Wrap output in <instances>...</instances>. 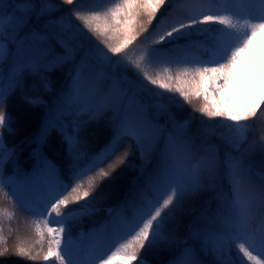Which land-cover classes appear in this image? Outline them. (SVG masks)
I'll list each match as a JSON object with an SVG mask.
<instances>
[{"label": "snow or ice", "instance_id": "obj_1", "mask_svg": "<svg viewBox=\"0 0 264 264\" xmlns=\"http://www.w3.org/2000/svg\"><path fill=\"white\" fill-rule=\"evenodd\" d=\"M63 3L76 5L79 25L55 18L52 0H0V257L16 220L31 238L15 255L44 264H150L142 251L160 249L166 264H264V75L254 88L241 59L264 38V0ZM61 70L50 101L23 97L45 109L23 171L4 140L15 133L5 103L29 78L53 92L50 74ZM101 121L112 135L91 151L80 133ZM53 132L66 173L43 152ZM133 154L140 165L124 199L77 231L101 211V182Z\"/></svg>", "mask_w": 264, "mask_h": 264}, {"label": "trees", "instance_id": "obj_2", "mask_svg": "<svg viewBox=\"0 0 264 264\" xmlns=\"http://www.w3.org/2000/svg\"><path fill=\"white\" fill-rule=\"evenodd\" d=\"M105 1V0H102ZM52 2L56 5L58 11L54 13L55 18H59L61 16L69 17L72 19L74 24L79 25V22L75 20L74 16L71 15L70 9L75 7L76 5H65L63 0H52ZM98 2V0H80V3L94 5ZM164 9H161L163 12ZM158 13V17H159ZM47 18H42L36 27H40L39 25H43ZM156 21L153 22L155 25ZM218 27V26H217ZM264 41V38H263ZM102 47V46H101ZM115 59V58H114ZM50 78L53 82L52 87L54 89L53 92H46L44 95L46 97V101H50L55 95V90H59L65 81V71H56L50 74ZM36 86L38 88H42L38 80H33L29 78L26 81V87L21 91L17 90V92L10 96L5 103L4 111L6 113H11L14 118V134L4 133V140L8 147H14L16 150V165L23 171L31 170L33 166V144L32 140L36 136L40 123L43 119L45 109L42 106H30L24 100V96H29L33 87ZM151 87V86H150ZM155 91H162L160 89H155ZM165 95H172L171 93H165ZM192 108L185 104L184 112L181 115H186L187 113H191ZM196 117H199V113H193ZM206 119V118H205ZM209 123H213L209 121ZM260 122L257 121V128H259ZM195 128V125H193ZM82 140L85 142L86 147H88L91 151H98L107 144L111 138V129L106 127L104 122L101 121L97 124H91L83 129L80 133ZM254 138L259 141V132L257 131ZM43 152L55 163H57L66 173L67 172V153H66V145L61 139V136L57 133L53 132L49 138L46 145L43 147ZM261 157L259 154L255 155L254 162L259 165ZM140 161L136 154H133L128 158L126 165H121L116 172L113 173L115 179H109L107 181H103L100 184L99 191L102 193L103 199L99 203V207L101 211L93 217H85L80 225L77 227V231L79 228H83L84 231H88L94 225H98L106 218V209L109 207H115L120 201H122L127 193L128 189L131 187L132 180L138 175ZM6 172L11 174L13 172V165L8 164L6 166ZM205 199V197H201L198 201L191 202V207L199 208L201 202ZM76 207V206H73ZM188 217H185V223L187 222ZM22 221L23 218L20 217ZM13 233L9 234L7 230H5V236L8 239V247L10 249L9 253L3 257H0V264H39L40 261H30L27 258H22L14 253V246L18 243L19 239H30V229L26 224L20 223L19 232H16V220L12 221ZM183 231V229H182ZM235 252V249L233 250ZM142 256H145L150 264H166L167 260L170 258V253L166 249L160 250H149L147 252L142 251ZM211 264V257L207 258Z\"/></svg>", "mask_w": 264, "mask_h": 264}, {"label": "rangeland", "instance_id": "obj_3", "mask_svg": "<svg viewBox=\"0 0 264 264\" xmlns=\"http://www.w3.org/2000/svg\"><path fill=\"white\" fill-rule=\"evenodd\" d=\"M242 59V67L246 71H254L258 69V71L264 72V44L260 45L257 50L250 51L245 53ZM44 90L36 89L32 93L33 95H38L44 98Z\"/></svg>", "mask_w": 264, "mask_h": 264}]
</instances>
